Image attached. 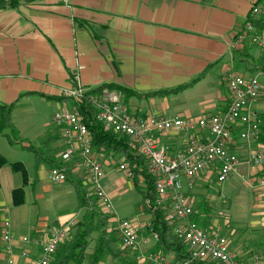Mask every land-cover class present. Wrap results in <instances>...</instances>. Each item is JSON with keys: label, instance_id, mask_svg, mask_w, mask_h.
Instances as JSON below:
<instances>
[{"label": "crops", "instance_id": "obj_1", "mask_svg": "<svg viewBox=\"0 0 264 264\" xmlns=\"http://www.w3.org/2000/svg\"><path fill=\"white\" fill-rule=\"evenodd\" d=\"M25 1L15 9L0 8V105H10L19 97V103L32 102L37 98L57 102L66 99L63 90L70 89L72 78L78 75L81 85L88 91L115 84L137 92L140 96L127 100L124 96V102L131 112L139 116L211 117L222 115L227 109L232 99L228 82L233 73L242 67L248 77L261 72L251 69L264 62V52L252 45L248 38L241 40L240 37L250 23L257 31L264 32V15L251 13L252 7L264 3V0ZM254 47L258 51H254ZM207 69V74L186 90L165 96L151 95L182 87ZM172 101L176 103V112L171 111ZM263 106L264 99L254 108L260 113ZM261 116L263 131L258 142L249 145L240 139L238 131L234 133L231 149L242 160L264 144V115ZM199 135L195 131L171 132L161 137L160 142L169 145L175 154L185 150L189 140ZM50 142L54 150L61 148L57 156L64 152L65 141L61 133ZM29 146L27 143L24 148ZM0 153L8 161V165L0 168V200L3 199L5 204L13 203L12 193L17 189L14 176L17 173L12 171L5 152ZM98 154L106 175L117 152L107 150ZM41 159L37 180L34 176L30 178L25 163L21 162L27 170L28 182L25 186L22 183L25 203L18 208L27 206L28 185L33 188L36 200L42 199L49 191L44 184L50 169L46 171L43 156ZM33 165L36 168L37 156ZM66 167L71 171L69 181L78 182L77 174L87 175L77 161ZM218 171L219 164L216 163L193 179V188L184 184V192L194 204L197 194L202 193L199 189L206 188L209 192L211 183L231 188L233 176L247 178V185L259 193L257 184L264 166L243 163L222 184L217 182ZM140 183L145 186L142 185L143 179ZM250 203L241 222L245 224L246 235L251 238L252 248L264 251L263 196H256ZM145 212L150 214V219L148 217L142 223L133 221L139 238L135 252L145 256L164 252L176 263L175 251L162 250L158 241L151 240L155 223L151 224L150 220L152 214L153 217L155 215L150 209ZM69 218L72 219L69 222L72 231L79 217L64 216L60 224L67 225ZM52 227L33 229L36 236L33 239L28 235L18 236L12 228L19 239H30L28 244L18 240L14 242L15 253L22 248L29 253L27 258L16 255V264H29L40 256V241L49 238ZM0 229V249L9 261L10 255L6 253L2 240L1 222ZM231 234H235V229ZM239 243L234 250L244 260L249 244ZM245 264H251V259L245 260Z\"/></svg>", "mask_w": 264, "mask_h": 264}, {"label": "built area", "instance_id": "obj_2", "mask_svg": "<svg viewBox=\"0 0 264 264\" xmlns=\"http://www.w3.org/2000/svg\"><path fill=\"white\" fill-rule=\"evenodd\" d=\"M253 15H264V3L252 7ZM241 40L249 39L251 44L264 52V32L257 31L249 24L241 35ZM264 72L254 73L248 77L233 76L229 79V89L232 99L222 115L211 117L179 116L164 117L156 114L139 116L130 111L124 102L120 91L105 90L100 95L91 98L97 108V119L104 128L115 134L130 139L147 160L149 171L155 177L156 208L165 213V222L172 229L174 236L187 245L194 261H214L219 264H243L232 249L226 237L209 234L192 219L194 205L184 192V184L193 188V179L214 164H219L217 182L225 183L243 163L255 165L264 162V146L260 150L242 160L231 149L234 133L238 131L241 140L249 145L260 139L263 124L261 114L254 108L264 99V86L260 80ZM71 83L77 84L72 89L64 90L67 96L81 97L84 93L80 77L75 75ZM55 124L63 130L66 150L62 154L64 162L78 160L80 166L88 173L95 185V193L104 211L110 216L113 231L120 237L125 248L137 250L139 238L134 224L125 218H119L113 209L110 197L101 186L105 176L104 164L94 152V139L91 135L85 117L78 110L58 113ZM199 132V137H192L185 150L172 154L169 145L160 142V138L171 132ZM125 158V157H124ZM124 160V159H123ZM125 161L120 163L121 170H127ZM131 174V173H130ZM51 178L57 182H65L67 175L64 170L54 168ZM257 188L263 195L264 204V173L260 176ZM70 223L65 226H54L47 240L40 241V256L29 264H49L53 260L59 246L68 237ZM155 239L158 233L153 230ZM2 240L7 244L6 251L12 255L10 264H15L14 244L17 240L28 244V237L18 238L12 231L11 223L4 221L2 225ZM26 248L20 250L19 256L27 258ZM141 260L149 264H172L169 257L162 254L142 255ZM252 264H263L258 256Z\"/></svg>", "mask_w": 264, "mask_h": 264}, {"label": "rangeland", "instance_id": "obj_3", "mask_svg": "<svg viewBox=\"0 0 264 264\" xmlns=\"http://www.w3.org/2000/svg\"><path fill=\"white\" fill-rule=\"evenodd\" d=\"M254 51H258V49L254 47ZM233 75L245 76V72H243L242 67H240L238 71H235L233 73ZM260 80L262 84H264V77H261ZM76 85H77L76 83L75 84L72 83L71 89ZM83 91L84 93L81 97H76V96L71 97V96H67L63 90L64 96L67 98H72L73 100L61 99L58 100L57 102L55 100L37 98L32 102L18 103L12 111V119L14 121L13 131H9L11 129L7 130L8 133L11 134V138H13L14 143H11L10 140H8V138L3 136L2 133L0 132V151L5 152L11 163L24 162L27 167V170L29 171L30 178H33V176L35 179L39 178L40 168L38 167L35 168L33 165L36 156L35 151H30L27 150V148L26 149L24 148L27 143L31 145L33 148L36 149L39 148V154L43 155V158L45 160V161L43 160V162H45L44 164L46 165L45 166L46 171L50 169L49 178L47 175V181H45L44 184V186L48 187L49 191L45 193L42 199L39 200L37 198L38 200H36L32 190L33 188H31V186L28 185L26 188L27 191L26 207L18 208L19 206H14L13 203L5 204L3 199L0 200L1 226L3 225L4 221H9L12 225L11 228L17 231L16 234L18 236L28 235L33 239V236L35 235V233H32L33 229L43 228L47 230L50 229L53 225L63 227L65 226V224L63 223L60 224L62 218L64 216L67 217L68 215L79 217L77 223L82 221L84 212L81 211L78 213L77 211L79 207V203L75 190V185L73 184L72 181H69L71 171L69 172V169L67 170L66 167L68 164L74 161H77L79 165L80 163L78 160H74L72 162H64L61 157L64 152L60 153V155L57 156L61 148L58 147L57 151L54 150L51 147L50 139L57 138L60 135V133L63 134V130L55 124L56 114L67 111H73V110L80 111L76 103L84 100L85 97L95 106L91 98L94 96H98V93L88 95L87 93H90V91L86 90L85 88H83ZM226 91H228L227 88ZM172 104L173 106L171 108V111L176 112L175 111L176 103L172 101ZM259 110L260 113L264 115V106L261 107ZM80 113L82 114L81 111ZM64 147H65L64 149L65 151L66 145H64ZM107 150L108 148L106 147L103 148H98L96 146L94 147V152L97 156V161L99 155L98 153H100L101 151L102 153H104ZM0 156L3 155L0 153ZM125 156L126 154H124L123 152L117 151V156H115L114 160L110 162L108 166L109 169L107 170L106 175L101 179V186L110 197L111 202L113 204V209L119 218L128 219L133 224H134L133 222L134 220L138 222L140 221L141 223L146 222L148 220V217L150 219V214L145 211L149 210V208L152 209L153 211H156V207L151 208L150 200L149 199L145 200L144 194L140 193L137 189H135V186L133 187V185L136 183L140 186V188L145 190L147 181L145 180L142 171H140V173L133 172V170L137 167L136 166L131 167L130 164L127 162ZM122 159H124L123 161H125L124 164L126 165V168L128 167V165L130 166L127 168V170H121L119 168ZM52 161H54V163ZM146 165L149 174H151L148 168V163ZM255 165L258 167L260 166L262 167L264 166V162ZM50 166L51 168H49ZM54 168H60L64 170V172L67 175V180L65 182L63 181L61 183H57L51 178V174ZM131 171L132 174H130ZM77 175H78L77 177L79 179L78 183L80 184V187H82L84 191L89 194V196H93L95 200H97L101 213L104 215H108L104 211V208L101 205L100 201L97 199V195L95 193V185L90 180L88 173L85 176L83 174H77ZM14 177H15V183L17 184V188L21 187L23 183L22 175L20 173H17ZM142 179H143L142 185L145 186H141L140 180ZM231 180H232L231 188H227L225 185L211 183L209 192L208 190L206 191V188L199 189V191H201L202 193L197 194V196L195 197L196 198L195 204L193 203L194 211L192 214L194 218L192 219L195 220L206 231L208 230L207 232L209 234L215 232V235H220V236L222 235V237H226L230 242L231 247H233L232 248L233 250L236 248L235 245L239 242H240L239 244L241 245L249 244L247 250L249 248L251 250L249 249V252L246 254V259L244 258L243 260L242 256L235 251L236 255H238L237 258L239 257V260L242 261L243 264H245V260H247L248 258L251 259V264H252L254 257L256 256H258L261 262L264 264V257H263L264 251L259 248H255V249L252 248V242L250 241L251 238L250 236L246 235V231L244 230L243 227L245 226V224L243 225V222H241L243 219L242 217L247 215V208L251 206L250 203L251 200L256 196L260 195L261 192L257 188L260 194L256 193L253 187L248 186L246 182L248 180L247 178H240L238 176L237 177L233 176ZM70 219L71 218L67 219L68 223L71 222L72 219L71 220ZM150 221L151 224L154 221L153 214ZM234 229H235V234L232 235L231 232ZM75 231L76 229L74 228L72 230L73 235ZM108 232H110L114 238H118L116 236V233L113 231L111 218L109 220ZM0 235H1V229H0ZM73 235H71V231H70L68 237H66L65 241L59 246L56 254L53 257V260H51L49 264H52L53 261L57 258V256L62 254L63 250L62 248L60 249V247L66 243L69 244V242L73 238ZM97 237H98V233H94L85 242L86 252L92 251V248L95 245V240L97 239ZM236 237L239 238V241H237ZM242 237L244 238L243 241H242ZM235 239L237 241L236 243H235ZM151 240L153 242L155 241L159 242L160 240L159 234H158V239H155V236L152 235ZM13 244L14 243H11V245ZM117 246L120 248L121 254L125 255V257H128L130 260L139 264H149V262H147L146 260L139 259V257H141L142 255H138L139 253H137V251L135 252V250L133 249L125 248L124 246H122V244L119 241L117 243ZM6 247L7 244L5 243V251H6ZM186 251H190V250L187 248ZM6 253L10 255V258L12 257V255L9 254L7 251ZM19 253L20 251L18 253H15L14 251V257H16V255H19ZM40 253H41V249H40ZM188 253L191 254V252ZM157 254H162L167 258L169 257L168 254L164 252L151 253L147 256L150 257V255H157ZM172 261L174 262L172 264H185L178 262L175 263V260L173 259ZM8 262H9L8 256L7 257L4 256L2 253V249H0V264H8ZM203 262L219 264L214 261H203ZM15 264H16V258H15ZM69 264H75V263L71 262ZM99 264H121V263L118 262L117 260H114L109 252H105Z\"/></svg>", "mask_w": 264, "mask_h": 264}, {"label": "trees", "instance_id": "obj_4", "mask_svg": "<svg viewBox=\"0 0 264 264\" xmlns=\"http://www.w3.org/2000/svg\"><path fill=\"white\" fill-rule=\"evenodd\" d=\"M27 2L25 0H0V8H18L21 2ZM264 71V62L258 63L254 65L251 71ZM208 72V69L205 70L202 74L199 75L192 82L183 85L177 89L167 90L156 92L151 95L153 96H165L167 94L179 93L183 90H186L196 84L201 78H203ZM120 91L125 96V99H129L134 96H140L137 92L132 91L131 89L115 85H103L100 88L90 91L87 93L88 95L98 93L100 95L103 91ZM86 94V95H87ZM69 100H73L72 98H67ZM21 97H19L15 102L10 105H0V132L7 137L11 143L13 142V138H11V134L8 133L7 130L13 131L14 122L12 119V111L14 107L20 102ZM77 107L80 109L82 114L85 116V121L89 126L91 135L94 139V145L98 148L106 147L108 150H113L115 152L120 151L126 154V160L130 164L131 167L136 166L137 168H133V172L142 171V174L147 181V185L145 190L140 188L138 184L134 181L135 189H137L140 193L144 194V199L150 200L151 208L156 206V191H155V178L149 174L147 169V160L139 153L138 147L127 137L115 134L112 131H108L104 128L101 122L97 119V108L86 99L79 101L76 103ZM6 131V132H5ZM30 151H35L37 156V166L36 168L42 164L41 157L43 155L39 154V148H33L32 146L27 147ZM54 163V161H52ZM7 164V160L0 156V168ZM129 166V167H130ZM12 171L15 173H20L23 177L24 186L28 182V173L21 162L11 163ZM131 170V169H130ZM132 173V171H131ZM37 180V178H36ZM135 180V179H134ZM75 185V190L78 198L79 207L77 211H83L84 215L82 221L78 222L73 229L76 231L73 234L72 240L60 247L63 252L53 261L52 264H99L101 258L105 254V252H109L114 260H117L121 264H139L125 255L121 254L120 248L117 246L118 241L122 244L120 237L116 234L118 238H114L110 232H108V225L110 216L104 215L101 213L99 209V204L97 200L93 196H89L87 192L84 191L80 184L76 181H72ZM13 205L21 206L25 203V191L24 187H19L15 189L12 193ZM98 199V198H97ZM99 200V199H98ZM150 209V208H149ZM152 211V209H150ZM154 223H155V231L159 234L160 240L158 242L159 247L162 250L166 251H175L176 252V262L185 263L191 259V254L186 251L187 245L181 243L173 234L172 229L165 222L164 211L160 208H156L154 211ZM194 218V216H192ZM72 229V230H73ZM72 233V231H71ZM98 233V237L95 240V245L92 248V251L86 252V241L92 236V234ZM123 246V244H122ZM191 264H212L203 261H194Z\"/></svg>", "mask_w": 264, "mask_h": 264}]
</instances>
